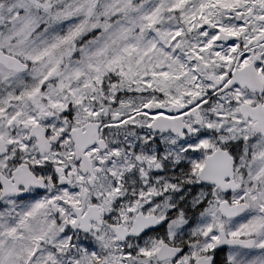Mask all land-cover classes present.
<instances>
[{
	"label": "snow or ice",
	"instance_id": "snow-or-ice-1",
	"mask_svg": "<svg viewBox=\"0 0 264 264\" xmlns=\"http://www.w3.org/2000/svg\"><path fill=\"white\" fill-rule=\"evenodd\" d=\"M0 264H264V0H0Z\"/></svg>",
	"mask_w": 264,
	"mask_h": 264
}]
</instances>
